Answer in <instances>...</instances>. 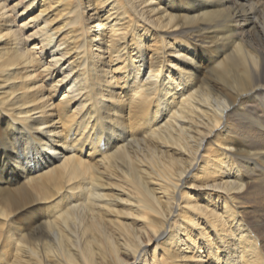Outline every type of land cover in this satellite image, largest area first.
I'll return each instance as SVG.
<instances>
[{
    "label": "bare ground",
    "instance_id": "6f19581e",
    "mask_svg": "<svg viewBox=\"0 0 264 264\" xmlns=\"http://www.w3.org/2000/svg\"><path fill=\"white\" fill-rule=\"evenodd\" d=\"M0 264H264V0H0Z\"/></svg>",
    "mask_w": 264,
    "mask_h": 264
},
{
    "label": "rangeland",
    "instance_id": "374dc122",
    "mask_svg": "<svg viewBox=\"0 0 264 264\" xmlns=\"http://www.w3.org/2000/svg\"><path fill=\"white\" fill-rule=\"evenodd\" d=\"M90 25H92V23H91ZM28 33H29V32H28ZM30 46H32V45H30ZM51 95H52V94H51ZM51 95L49 96V98H50V101H51V100L53 101V97H52ZM53 102L56 103L57 100L55 99ZM56 104H57V103H56Z\"/></svg>",
    "mask_w": 264,
    "mask_h": 264
}]
</instances>
